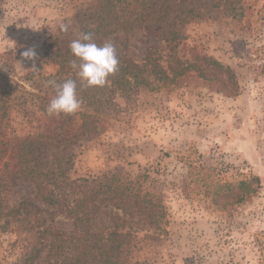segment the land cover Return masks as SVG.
<instances>
[{
  "label": "rangeland",
  "instance_id": "obj_1",
  "mask_svg": "<svg viewBox=\"0 0 264 264\" xmlns=\"http://www.w3.org/2000/svg\"><path fill=\"white\" fill-rule=\"evenodd\" d=\"M95 2L0 0V91L7 86L14 95L29 96L39 87L47 89L45 80L59 70L47 54L65 51L80 37L77 18ZM213 3L192 4L201 13L178 27L176 52L182 61L202 68L204 58L230 67L232 79L209 67L207 78L193 71L169 86H158L149 76V85L128 94L106 89L114 106L67 151L79 175L149 172L168 226L163 234L141 227L133 233L132 257L140 264H264V2L241 0L237 16ZM129 40L135 61L158 50L167 70L169 43L140 32ZM106 41L118 47L123 39L118 35ZM29 47L37 52L34 61L21 56ZM81 124L76 117L68 136L79 134ZM189 152H198L224 183L237 185L258 176L262 189L241 204L214 206L202 189L188 186ZM33 189L30 181H21L10 199L29 196ZM56 226L71 228L62 215ZM38 242L35 232L0 229V264H27L32 248L42 247Z\"/></svg>",
  "mask_w": 264,
  "mask_h": 264
},
{
  "label": "trees",
  "instance_id": "obj_2",
  "mask_svg": "<svg viewBox=\"0 0 264 264\" xmlns=\"http://www.w3.org/2000/svg\"><path fill=\"white\" fill-rule=\"evenodd\" d=\"M199 1L202 0H96L94 6L82 11L77 18L81 34L91 32L98 45L118 35L123 41L115 47L119 70L103 87L81 84L69 64L75 59L70 46L65 51L47 54L59 70L46 82L77 80L83 103L74 116L47 115V105L55 95L52 86L39 87L38 93L29 96L14 95L7 86L1 88L0 229L39 235L38 244L42 247L32 248L27 264H45L46 260V264H140V259L132 257L136 231L141 227L158 234L166 232V207L153 188L148 171L134 177H125L120 169L100 175H79L74 171V155L67 151L74 145L73 140L89 133L92 123L114 106L106 89L128 94L134 88L149 85V76L158 86H169L193 71L207 78L209 67L232 79L230 67L215 60L204 58L206 67L202 68L177 55V29L199 16L201 11L192 5ZM213 2L215 8L234 16L243 10L238 6L241 0ZM173 15L176 18L172 19ZM134 32L169 43L167 70L158 50L152 49L141 63L130 56L129 37ZM76 117L82 124L79 134L70 137L67 129L74 125ZM201 158L198 152L187 155L188 186L202 189L214 206L241 204L262 189L263 181L258 176H250L237 185L224 183L205 167ZM21 181H30L34 189L29 196L13 201L10 197ZM57 215L65 216L71 228L56 226Z\"/></svg>",
  "mask_w": 264,
  "mask_h": 264
},
{
  "label": "clouds",
  "instance_id": "obj_3",
  "mask_svg": "<svg viewBox=\"0 0 264 264\" xmlns=\"http://www.w3.org/2000/svg\"><path fill=\"white\" fill-rule=\"evenodd\" d=\"M62 31L67 32L68 26L62 25ZM75 59L69 61L70 67L75 71L77 79L87 87H103L109 82V77L119 70L117 50L113 43L106 41L102 45L94 42L93 34L85 32L70 44ZM26 60H35L37 52L29 47L21 53ZM55 89V95L47 105L46 112L49 117L74 116L82 107L77 90V80L67 79L63 83L55 80L46 82Z\"/></svg>",
  "mask_w": 264,
  "mask_h": 264
}]
</instances>
